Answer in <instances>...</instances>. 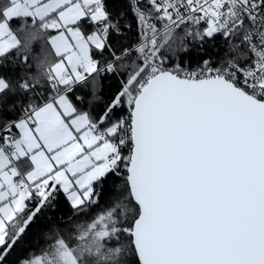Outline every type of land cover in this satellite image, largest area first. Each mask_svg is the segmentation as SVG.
I'll use <instances>...</instances> for the list:
<instances>
[{
    "label": "snow or ice",
    "instance_id": "6c2138e0",
    "mask_svg": "<svg viewBox=\"0 0 264 264\" xmlns=\"http://www.w3.org/2000/svg\"><path fill=\"white\" fill-rule=\"evenodd\" d=\"M0 264H264V0H0Z\"/></svg>",
    "mask_w": 264,
    "mask_h": 264
}]
</instances>
